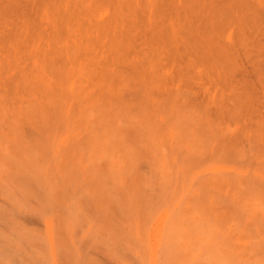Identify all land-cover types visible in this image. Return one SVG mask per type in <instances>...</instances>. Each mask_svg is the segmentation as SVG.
<instances>
[{"label":"rangeland","instance_id":"rangeland-1","mask_svg":"<svg viewBox=\"0 0 264 264\" xmlns=\"http://www.w3.org/2000/svg\"><path fill=\"white\" fill-rule=\"evenodd\" d=\"M0 264H264V0H0Z\"/></svg>","mask_w":264,"mask_h":264}]
</instances>
